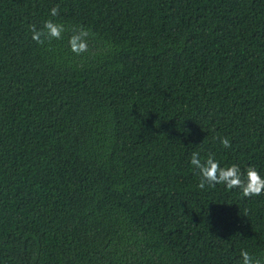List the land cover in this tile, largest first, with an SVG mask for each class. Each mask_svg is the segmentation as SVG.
Listing matches in <instances>:
<instances>
[{
    "label": "trees",
    "instance_id": "obj_1",
    "mask_svg": "<svg viewBox=\"0 0 264 264\" xmlns=\"http://www.w3.org/2000/svg\"><path fill=\"white\" fill-rule=\"evenodd\" d=\"M193 152L264 178V0H0V264H264Z\"/></svg>",
    "mask_w": 264,
    "mask_h": 264
},
{
    "label": "clouds",
    "instance_id": "obj_2",
    "mask_svg": "<svg viewBox=\"0 0 264 264\" xmlns=\"http://www.w3.org/2000/svg\"><path fill=\"white\" fill-rule=\"evenodd\" d=\"M50 15L55 17L58 15V7L50 10ZM32 39L37 43H43L45 39H60L65 31L62 24H58L53 20L45 21L44 29L37 30L35 25H30ZM89 35L87 30L81 29L74 32L69 37V46L72 52L77 55L87 51L88 44L86 37ZM220 142L224 147H231L227 137L220 138ZM190 163L194 168L199 170L200 181L198 187L204 189L207 184L215 187L217 184H223L227 189H239L244 197L258 196L264 192V178H261L256 168L249 166L245 173H241L240 168L236 164L221 167L220 163L213 155H208L205 159H201L199 153L193 152ZM242 264H260L259 260H254L247 250L241 251Z\"/></svg>",
    "mask_w": 264,
    "mask_h": 264
}]
</instances>
